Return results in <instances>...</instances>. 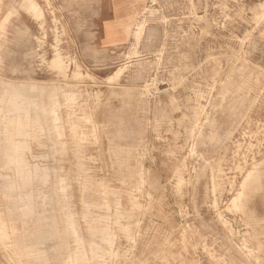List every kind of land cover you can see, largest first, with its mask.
<instances>
[{
	"label": "rangeland",
	"instance_id": "obj_1",
	"mask_svg": "<svg viewBox=\"0 0 264 264\" xmlns=\"http://www.w3.org/2000/svg\"><path fill=\"white\" fill-rule=\"evenodd\" d=\"M25 1L0 0V264H264V0Z\"/></svg>",
	"mask_w": 264,
	"mask_h": 264
},
{
	"label": "bare ground",
	"instance_id": "obj_2",
	"mask_svg": "<svg viewBox=\"0 0 264 264\" xmlns=\"http://www.w3.org/2000/svg\"><path fill=\"white\" fill-rule=\"evenodd\" d=\"M25 5L29 8V9H31V10H33L34 12H36L37 13V15H39L40 17H41V13L39 12V11H37V9H36V7H35V5H34V3L32 2V1H30V0H26L25 1ZM55 62H56V64L59 66V67H61V66H63V63H62V60H61V56L59 55V54H57V55H55ZM17 132H19V131H17ZM19 134V133H18ZM26 134V133H25ZM23 144H25L24 142H23ZM26 153V152H25ZM21 154H23V152L21 153ZM18 156V155H17ZM23 156V155H22ZM19 161H20V159H19ZM16 164V163H15ZM30 165V164H29ZM34 168V167H33ZM38 168H39V166H38ZM26 169V168H25ZM21 170V169H20ZM36 170V169H35ZM38 170V169H37ZM34 171V170H33ZM16 172V171H15ZM25 172V171H24ZM37 174V173H36ZM38 175V174H37ZM27 176V175H26ZM19 177V176H18ZM26 180V179H25ZM25 182V181H24ZM16 184V183H15ZM16 187V186H15Z\"/></svg>",
	"mask_w": 264,
	"mask_h": 264
},
{
	"label": "crops",
	"instance_id": "obj_3",
	"mask_svg": "<svg viewBox=\"0 0 264 264\" xmlns=\"http://www.w3.org/2000/svg\"><path fill=\"white\" fill-rule=\"evenodd\" d=\"M107 22L115 23V22H116V19H111V20L109 19V21H107ZM104 27H105V25H104ZM121 28H122V27L120 26V27H119V31H120ZM105 36H106V35H105Z\"/></svg>",
	"mask_w": 264,
	"mask_h": 264
}]
</instances>
